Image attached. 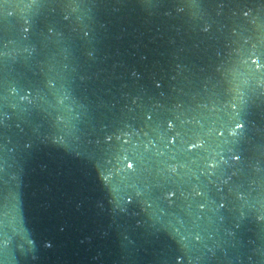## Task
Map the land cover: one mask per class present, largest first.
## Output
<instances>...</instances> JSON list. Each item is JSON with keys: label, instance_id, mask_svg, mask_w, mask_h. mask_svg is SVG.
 <instances>
[{"label": "snow or ice", "instance_id": "snow-or-ice-1", "mask_svg": "<svg viewBox=\"0 0 264 264\" xmlns=\"http://www.w3.org/2000/svg\"><path fill=\"white\" fill-rule=\"evenodd\" d=\"M244 15H247V13H245ZM254 63H255V62H254ZM257 67L259 68V67H261V65L257 64ZM169 126L171 127V125H169ZM237 127H238V128H242L243 125H242V124H237ZM191 146H192V148H198V147H199L197 144H192ZM236 159H239V157H236ZM214 165H215V163L213 162L212 165H211V167H212V168H215ZM132 167H133V165H132L131 163H129V164H128V168H132Z\"/></svg>", "mask_w": 264, "mask_h": 264}]
</instances>
